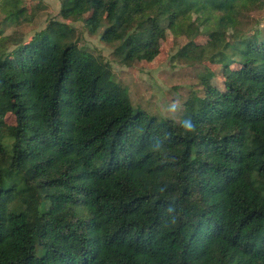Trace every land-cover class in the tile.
<instances>
[{
  "label": "trees",
  "instance_id": "trees-1",
  "mask_svg": "<svg viewBox=\"0 0 264 264\" xmlns=\"http://www.w3.org/2000/svg\"><path fill=\"white\" fill-rule=\"evenodd\" d=\"M199 4L221 26L185 56L220 71L178 119L134 106L67 23L0 48V264H264V30H224L261 0H61L59 14L130 66Z\"/></svg>",
  "mask_w": 264,
  "mask_h": 264
},
{
  "label": "rangeland",
  "instance_id": "rangeland-1",
  "mask_svg": "<svg viewBox=\"0 0 264 264\" xmlns=\"http://www.w3.org/2000/svg\"><path fill=\"white\" fill-rule=\"evenodd\" d=\"M60 1L0 0V48L10 49L27 41L50 20L67 23L80 47L109 61L113 79L126 88L131 103L161 118L178 119L184 100L194 92L201 94V75L220 71L215 63L185 56L191 45L206 43L221 26L218 13L208 7L199 4L188 13L189 27L178 24L171 30L166 27V20H162L163 34L157 56L152 61L137 60L130 66H121L110 46L100 40L101 29L92 32L80 19H64L59 14ZM258 29L264 30V0L243 12L235 28L224 25L225 36L230 40L237 34ZM5 121L13 124L14 118L7 114Z\"/></svg>",
  "mask_w": 264,
  "mask_h": 264
},
{
  "label": "clouds",
  "instance_id": "clouds-1",
  "mask_svg": "<svg viewBox=\"0 0 264 264\" xmlns=\"http://www.w3.org/2000/svg\"><path fill=\"white\" fill-rule=\"evenodd\" d=\"M185 127H186L189 131L192 130V126H191L190 122L186 123Z\"/></svg>",
  "mask_w": 264,
  "mask_h": 264
}]
</instances>
